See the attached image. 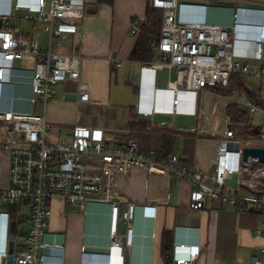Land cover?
<instances>
[{
    "label": "built area",
    "instance_id": "1",
    "mask_svg": "<svg viewBox=\"0 0 264 264\" xmlns=\"http://www.w3.org/2000/svg\"><path fill=\"white\" fill-rule=\"evenodd\" d=\"M209 1L149 0L151 9L163 11L162 29L156 47L157 57L144 63L142 71L148 77L155 76L157 71H169L175 80L168 89L181 100L182 94L197 101L203 91L225 89L233 75L264 76V68L257 65L264 62V10H252L263 16L253 53L246 56L254 63L249 64L236 54L234 35L237 27L251 26L248 22L240 23L234 19L231 26L223 27L179 20L182 3L205 2L208 5ZM85 4V0H11L10 9L0 11V86L8 85L14 89L26 84L30 90L26 99L28 110H16L14 105L0 110V120L6 123L14 137L13 145L3 146L10 154L11 165L10 187L0 190V225L3 227L0 264H8L11 242H14L13 264H57L49 255L51 250L59 251L64 259V242L53 245L45 241L53 215L51 204L56 200L83 213L90 203L109 204L108 254L96 257L113 255L116 264H133L129 257L138 237V206L118 196L114 186L117 176L127 174L133 168L164 173L190 184L194 188V207L204 205L209 198H217L231 205L234 211L264 214V162L257 157L244 160V150L256 148L245 145L246 140L264 145V109L254 107L262 119L259 128L247 123L254 126L250 139L237 137L234 123L230 124L219 143V160L209 172L192 170L187 154L173 155L160 162L155 154L142 153L134 140L112 144L97 140L92 130L76 132L69 142L62 138L57 142L50 139L52 126L47 112L56 87L61 83L80 82L85 59L79 54L59 52L57 40L64 34L78 33L76 22L84 19ZM13 9L35 15L36 21L47 25V48L10 25ZM144 25V21L134 19L131 34L136 35ZM79 102L89 104L90 93L80 90ZM174 103L177 105L178 100ZM214 105L217 108L215 114H221L220 102L216 101ZM235 175L236 185L229 184ZM21 206L29 212L26 217L29 231L24 237L14 235L19 222L12 219L6 209ZM121 224L125 226L124 233L119 231ZM257 235L264 238V226ZM151 237L155 239L156 235ZM201 254L200 244L175 245L166 257V264H195ZM250 263L264 264V245L251 257Z\"/></svg>",
    "mask_w": 264,
    "mask_h": 264
},
{
    "label": "crops",
    "instance_id": "2",
    "mask_svg": "<svg viewBox=\"0 0 264 264\" xmlns=\"http://www.w3.org/2000/svg\"><path fill=\"white\" fill-rule=\"evenodd\" d=\"M85 1V17L76 22L78 33L64 34L57 40L59 52L79 54L85 59L80 82L61 83L56 87L47 112L52 126L50 139L57 142L62 138L69 142L76 132L92 130L97 140L112 144L134 140L145 154L156 155L170 146L167 159L187 154L192 170L209 172L214 169L219 160V143L226 132L223 136L206 134L201 130L204 124L201 121L205 114L206 92L215 97L220 94L209 90L200 94L197 101L190 95L182 94L184 96L182 100L179 96L177 105L170 104V94L166 90L175 76L161 70L148 77L142 71L148 61L132 59L137 44L146 36L145 25L138 29L136 35L131 34L133 20L140 19L146 24L149 0ZM200 3L204 6L182 3L179 20L182 23L208 22L223 27L231 26L234 19L240 23L248 22L251 26L237 27L234 33L236 54L243 62L254 64L246 56L253 53V43L259 35L258 25L263 15L252 10H264V0H211L208 5ZM27 20L33 23L32 33H22L39 42L42 48H47L49 33L45 42H41L35 38L38 29L36 19ZM157 44L153 46L156 57ZM257 65L264 68V62ZM252 77L260 78L261 98L264 76ZM80 90L90 93L89 104L79 102ZM72 95H76V99L68 97ZM29 96L26 84L14 89L8 85L0 86V110L13 105L16 110H28L26 99ZM141 103L152 116L141 113ZM241 105L250 109L248 105ZM250 106L253 109L256 107L251 103ZM248 122L254 124L251 116ZM4 144L13 145L14 137L6 123L2 122L0 190L10 187L11 159L9 152L3 148ZM114 186L118 196L138 206V237L129 257L133 264H166L161 248L165 231L172 232L173 247L201 245L202 254L195 264H251V257L264 245V238L257 235V231L264 226L263 213L234 211L231 205L217 198H209L204 205L194 207V188L164 173L133 168L127 174L117 176ZM51 205L53 215L45 241L53 245L64 242L65 245L64 259L59 251L51 250L49 255L52 259L57 264H106L103 257H96L92 252L107 250L110 245L111 206L90 203L83 213L72 210L62 200H56ZM15 208L20 212L14 219L19 222L14 228V235L24 237L29 231L28 215L24 216L28 210L22 206ZM119 231L125 232L123 224ZM0 232L2 237V225ZM154 234L156 238L152 239ZM73 252L76 254L74 257Z\"/></svg>",
    "mask_w": 264,
    "mask_h": 264
},
{
    "label": "trees",
    "instance_id": "3",
    "mask_svg": "<svg viewBox=\"0 0 264 264\" xmlns=\"http://www.w3.org/2000/svg\"><path fill=\"white\" fill-rule=\"evenodd\" d=\"M162 17V10L149 8L147 22L144 26L146 36L137 44L133 51V60L151 62L156 58L153 52V46L156 42H159L161 37ZM214 91L221 96L227 97H231L235 93L245 95L247 101L252 105L264 109V101L260 98V92L249 87L244 76L233 75L227 88H215ZM202 93H205V91L201 92V94ZM225 113L230 117L231 122L234 123L233 129L236 131L237 137L243 139H250L252 137L251 131L254 127L253 125H247L251 116V110L248 107L230 102L225 108ZM170 149V146L162 149L156 154V159L160 162L168 160L167 157L170 154ZM6 209L10 212L12 219H15L20 212V209L15 207H8ZM161 248L164 260L166 261V257L173 250V237L171 231H165Z\"/></svg>",
    "mask_w": 264,
    "mask_h": 264
},
{
    "label": "rangeland",
    "instance_id": "4",
    "mask_svg": "<svg viewBox=\"0 0 264 264\" xmlns=\"http://www.w3.org/2000/svg\"><path fill=\"white\" fill-rule=\"evenodd\" d=\"M216 4V3H215ZM20 17H31L35 18V15H28L27 12L24 11H19L16 9H13V18L10 22V25L13 28L20 29L22 30L25 34L26 33H32V26L33 23L29 22L27 19H23ZM37 25L36 33H35V38L39 39L41 42H45L47 39V25H45L43 22H38L35 21ZM246 82L248 83V86L251 87L253 90L259 91L261 88L260 86V78L257 77H245ZM259 81V82H258ZM264 83V81H263ZM264 86V84H263ZM261 99L264 101V87L262 90V96ZM218 101L220 102V105L218 108L221 110V114L215 115V111L217 108H215L214 103ZM229 101V102H228ZM230 102L232 103H239V104H245L250 107V110L252 112L251 114V119L254 121L255 127L259 128L261 125V119L262 115L259 111H256L253 109V107L250 106V102L247 101L245 95H241L239 93L233 94V96H220L215 97L213 95H210L206 92L205 95V104L203 108V113L204 117L203 120L201 121L203 125V128L201 129L204 133L212 135V136H223L225 132L227 131L231 119L228 115H226L225 111L223 109L226 108L227 104ZM259 108V107H258ZM223 111V112H222ZM245 145H252L254 147H264L263 144L259 143H254L249 140H246ZM28 215V211L25 212L24 216ZM23 230L26 229L25 226L22 227ZM71 251V250H70ZM73 257L76 256L75 252H73ZM78 257V256H77Z\"/></svg>",
    "mask_w": 264,
    "mask_h": 264
},
{
    "label": "water",
    "instance_id": "5",
    "mask_svg": "<svg viewBox=\"0 0 264 264\" xmlns=\"http://www.w3.org/2000/svg\"><path fill=\"white\" fill-rule=\"evenodd\" d=\"M189 4H194V5H201L204 6L203 3L200 2H190ZM11 5V0H0V11H7L10 9ZM2 28V20H0V29ZM68 97H73V99H76V95L68 96ZM2 121L0 120V124ZM249 157H254V158H259L262 162H264V149L260 148H246L244 150V160L246 161ZM229 184L231 185H236L237 183V175L234 176L232 180L228 181ZM13 254H14V242L10 243V251H9V258L7 260L8 264H13ZM92 254L96 255H107L108 251L107 250H96L92 252Z\"/></svg>",
    "mask_w": 264,
    "mask_h": 264
},
{
    "label": "clouds",
    "instance_id": "6",
    "mask_svg": "<svg viewBox=\"0 0 264 264\" xmlns=\"http://www.w3.org/2000/svg\"><path fill=\"white\" fill-rule=\"evenodd\" d=\"M155 74H156V73H155ZM166 91L170 94L168 102H169L170 104H175L174 101L179 99V95L176 94V93H174V91H173V90H170V89H167ZM177 95H178V96H177ZM175 97H176V99H175ZM140 111H141V113H143V114L146 115V116H152V115H151V112L148 111V110L143 106L142 103H141ZM0 230H1V225H0ZM0 233H1V232H0ZM1 239H2V237H1V234H0V241H1ZM102 260L105 261L106 264H116V262H115V258L113 257V255H112V256L110 255V256L107 257V258H103Z\"/></svg>",
    "mask_w": 264,
    "mask_h": 264
}]
</instances>
